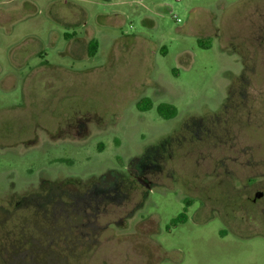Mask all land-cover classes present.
Instances as JSON below:
<instances>
[{"label":"rangeland","instance_id":"obj_1","mask_svg":"<svg viewBox=\"0 0 264 264\" xmlns=\"http://www.w3.org/2000/svg\"><path fill=\"white\" fill-rule=\"evenodd\" d=\"M259 1L0 0V108H54L55 103L39 99L51 93L47 91L66 88L71 96L67 103L98 113L102 128L83 142L26 149L6 147L0 139V235L12 212L7 203L18 200L10 199L7 191L24 190L5 189L9 180L13 187L21 186L27 179L36 181L44 170L50 180L59 172L105 182L110 170L118 168L115 159L125 163L151 150L171 156L163 183L149 194L143 211L125 227L102 230L80 260L52 253L41 237L46 226L38 223L35 238L7 246L0 241V250L7 251L0 264H264V226L238 223L242 211L230 206L235 199L230 188L222 197L207 186L210 195L221 197V207H199L183 223L171 222L182 212L183 201L181 186L175 184V143L168 141L180 138V129L199 117L220 113L230 85L241 76L247 17ZM67 22L76 29L66 28ZM82 28L99 43L95 59L77 58L72 44L62 39L63 33ZM88 41L86 37L84 43ZM41 57L50 65L40 74ZM252 58L258 83L264 84V54ZM138 98L146 99L141 108L149 101L151 109L136 110ZM159 104L173 106L175 117L162 119L156 111ZM6 115L0 110V136ZM15 116L8 115L12 127L30 121ZM250 136L264 148L263 124ZM186 151L184 145L178 156ZM58 158L67 159L63 167L53 164ZM193 182L200 185L198 178ZM29 202L41 203L35 197ZM35 210L43 218L42 210Z\"/></svg>","mask_w":264,"mask_h":264},{"label":"flooded vegetation","instance_id":"obj_2","mask_svg":"<svg viewBox=\"0 0 264 264\" xmlns=\"http://www.w3.org/2000/svg\"><path fill=\"white\" fill-rule=\"evenodd\" d=\"M247 18L249 30L243 41L245 53L241 58L242 73L239 80L230 85L220 113L199 117L191 126L180 129V138L168 140L175 143L176 165L178 164L177 170L175 169V184L181 186V213H185V219H190L192 215L189 212L192 214L199 207H221V197L210 195L209 189H206L211 186L222 197L226 195L228 188L234 192L235 199L230 200L229 204L242 211L238 223L264 226V148L261 144L252 142L250 136L252 129L258 124L264 125V84L258 83L256 62L252 58L255 53L264 54V0L256 4L253 14L248 13ZM65 27L76 29L77 26L67 22ZM83 29L73 31L72 35L63 33L62 39L64 43L72 44L77 58L81 54L86 59H95L99 43L91 31ZM86 37H89V41L85 44ZM91 44L95 49L92 54L88 51ZM49 65L45 57H41L38 73L45 72ZM51 81L53 80L49 82ZM47 92L51 93L39 100L46 104L55 103L54 108L26 110L13 105L0 108L7 114L4 116V130L0 136L6 147L26 149L43 143L83 142L102 132L97 124L98 113L69 105L67 100L71 96L66 88ZM143 100L146 99H137L136 110L146 111L139 105ZM10 114L17 115L14 118H28L30 121L12 127L8 117ZM21 114L24 115L20 116ZM167 145L171 149V144ZM184 145L189 148V152L178 156ZM96 146L101 147L99 143ZM167 157L170 158V154L151 150L137 159L130 156L125 163L115 159L118 168L110 170V178L105 182H100L93 176L88 180H80L75 174L59 172L50 180L44 176V170L39 173L36 181L27 179L21 186L13 187L15 184L9 180L5 189L24 190L7 191L10 199L18 200L13 204L7 203L12 212L4 224L0 241H4L7 246L19 244L27 236L35 238L38 235V223L45 224L46 234L41 237L49 242L51 252H60L65 257L73 256L80 260L85 252H91V245L98 241L102 230H107L112 225L124 224L125 227L127 220H134L143 211L149 194L163 183L167 175ZM55 160L57 161L53 164L63 167L67 159ZM179 171L181 174H178ZM26 173L29 177L33 174L31 170ZM196 178L200 179V185L194 184L193 179ZM32 197L41 201L39 204L42 208L38 203L29 202ZM35 208L42 210L43 218L38 217ZM177 217L178 215L171 220L174 225L180 223L173 222ZM137 221L141 223L143 219ZM112 234H108L109 238ZM5 256L7 251L2 248L0 257Z\"/></svg>","mask_w":264,"mask_h":264},{"label":"trees","instance_id":"obj_3","mask_svg":"<svg viewBox=\"0 0 264 264\" xmlns=\"http://www.w3.org/2000/svg\"><path fill=\"white\" fill-rule=\"evenodd\" d=\"M89 53L92 54L95 52L94 49V45L91 44V46L89 47ZM139 105L141 106V102L139 103ZM152 104L148 101V104H146L145 106H143L144 110H149L151 109ZM157 111L159 113V115L164 118V119H172L173 117H175L176 115V109L168 104H160L157 107ZM185 221V213H181L178 215V217L176 218V220H174L173 222H184Z\"/></svg>","mask_w":264,"mask_h":264}]
</instances>
